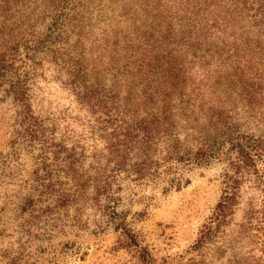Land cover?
Wrapping results in <instances>:
<instances>
[{"label": "trees", "instance_id": "16d2710c", "mask_svg": "<svg viewBox=\"0 0 264 264\" xmlns=\"http://www.w3.org/2000/svg\"><path fill=\"white\" fill-rule=\"evenodd\" d=\"M42 54L101 142L95 174L74 175L69 162V204L91 183L88 203L102 201L118 231L114 249L133 246L136 264L153 262L106 204L121 172L179 189L189 166L217 158L221 194L190 249L192 264L226 250V264H264V199L249 204L236 230L224 228L244 183L264 185V132L246 133L264 130V0H0V100L12 99L32 146L43 134L32 109Z\"/></svg>", "mask_w": 264, "mask_h": 264}, {"label": "rangeland", "instance_id": "374dc122", "mask_svg": "<svg viewBox=\"0 0 264 264\" xmlns=\"http://www.w3.org/2000/svg\"><path fill=\"white\" fill-rule=\"evenodd\" d=\"M40 63L32 88V109L43 133L39 143H28L12 99L0 100V264H136L135 247L114 249L118 231L106 223L103 202L88 203L91 183L82 200L69 204V188L74 189L69 162L75 161L74 175L95 174L90 164H98L101 142L92 137L89 112L58 66L48 54ZM249 132L257 137L264 130ZM72 143L83 146L82 152L70 153ZM224 166L217 158L189 166L182 175L189 181L179 189L121 172L106 204L135 233L137 247L147 250L152 264H192L190 249L221 194ZM263 186L244 183L226 230L237 229L249 204L260 205ZM228 254L205 264H226Z\"/></svg>", "mask_w": 264, "mask_h": 264}]
</instances>
